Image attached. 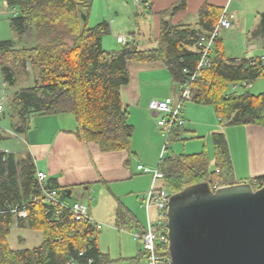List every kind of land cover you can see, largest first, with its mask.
<instances>
[{"label": "trees", "instance_id": "16d2710c", "mask_svg": "<svg viewBox=\"0 0 264 264\" xmlns=\"http://www.w3.org/2000/svg\"><path fill=\"white\" fill-rule=\"evenodd\" d=\"M186 2L177 0L170 16L185 9ZM5 5L17 10L10 18L13 39L0 42L2 80L14 89L3 111V118L10 119V130L25 135L33 116L70 114L77 124L72 133L80 142L95 143L104 153L126 151L130 155L134 127L121 98L122 88L130 81L128 63L160 62L178 87L196 72L203 53L202 40L211 34L223 11L206 3L199 11L196 26L163 19L156 46L151 49H140L133 33V41L125 45L117 41L122 46L108 50L103 43L111 33L110 23L89 26L92 0H5ZM249 37L260 40L264 47V13L259 14V23ZM222 45L218 38L210 64L192 83L191 101L213 107L223 127L264 128V93L254 95L248 90L239 93L231 89L235 84L252 83L262 77L264 60L228 59ZM184 132V126H176L166 140V153L157 167L163 174L161 188L176 194L200 183H208L213 190L236 184L225 134L219 131L212 135L213 159L207 150L169 153V144L181 139ZM7 138L8 133L0 129V142ZM36 172L35 160L29 153L0 152V264L110 263V256L99 246L100 231L89 222L74 220L69 208L75 202H66L71 197L66 188L48 178L44 189L57 190L66 207L58 209L43 202L44 189ZM263 182L264 177L251 184L257 190ZM24 206L28 216L19 219L12 210ZM116 217L118 227L129 225L131 212L120 204ZM15 226L42 232L41 244L33 249L12 248L8 237ZM146 229H138V233L144 234ZM142 252L146 257L143 248Z\"/></svg>", "mask_w": 264, "mask_h": 264}, {"label": "crops", "instance_id": "0c3cea01", "mask_svg": "<svg viewBox=\"0 0 264 264\" xmlns=\"http://www.w3.org/2000/svg\"><path fill=\"white\" fill-rule=\"evenodd\" d=\"M98 1L100 0H92V9L98 8ZM107 1L109 2L108 10L112 12V6L118 2ZM147 1L150 3L149 8L136 7L137 10L142 8L140 14L144 19V27L139 28L137 33L133 32L135 34L133 38L140 49H151L156 46L163 19L171 21L173 24L182 23L196 26L200 20L199 11L204 4L224 8L229 2V0H187L185 9L170 16L171 9L177 0ZM104 21H107L106 18L97 21V24ZM236 22L237 20H235ZM112 24H114V20ZM133 38L131 37L132 41ZM249 41V51L255 52L258 46L253 44L254 40H251L250 37ZM128 69L130 81L122 88L121 98L123 105L129 110V120L134 127L132 155L126 151L104 153L95 143L80 142L72 133L76 130L77 124L73 116V118L66 116L69 114L40 115L34 116L32 119L29 118V130L21 136L13 133L9 125L4 126L2 130L8 133V138L0 142V148L9 150L11 154L29 153L35 160L37 170L46 173L49 179H54L68 192L71 191V194H68L71 197L66 202L70 204L80 202L86 205L95 220L105 223L104 220L108 217H105L101 210L97 211L95 207L108 205L109 207L106 206L107 212H113L115 218L114 221L106 223L115 226L118 231L132 229L133 222L137 224H134L135 228L133 229L143 228L144 230L147 227V213L142 217L140 211L143 209L142 202L151 188L153 178L151 174L139 172L137 167L140 165L150 169L158 167L163 152V128L158 124L163 116H160L161 118L156 122L154 118L159 114L150 109V103L152 101H168L170 104H175L178 101L177 85L162 63L131 61L128 63ZM157 78L162 79L161 83L157 81ZM1 102L3 99H0ZM193 105H197L196 109L200 108L197 112L206 109L202 107H211L198 105L194 102ZM211 108L215 114L212 111L209 112L211 121L206 122L205 125L208 129L207 135L219 132V129L223 128L221 132L225 134L228 142L236 184L251 183L264 177V128L255 125H240L233 131L242 133V136L240 135L241 138L234 140V146H232L231 141L227 138V132L232 130L222 126L214 108ZM3 113L0 118L3 117ZM184 117L186 119L184 130L186 125L193 127L192 129L198 128L190 122V116L188 119L187 113L186 115L184 113ZM193 137H197L196 134ZM206 150L209 157L213 159L214 152L210 151L208 147ZM74 195L81 201L73 200ZM94 204H96L95 207ZM120 204H123L131 212V221L129 225L122 224L118 227L116 211ZM138 232L127 234L136 242L137 251L136 249L124 251L121 247L119 254L113 257L109 251L111 262L108 264H145L146 258H143L144 253L140 241L134 237V234Z\"/></svg>", "mask_w": 264, "mask_h": 264}, {"label": "rangeland", "instance_id": "374dc122", "mask_svg": "<svg viewBox=\"0 0 264 264\" xmlns=\"http://www.w3.org/2000/svg\"><path fill=\"white\" fill-rule=\"evenodd\" d=\"M118 3L115 6H112L113 11L110 12L108 10L109 2L107 0H100L97 3V7L91 10L89 26H95L98 22L102 21V19L106 18L107 21L110 22L111 33L104 38V47L108 50L119 49L122 45L117 43V37L122 36L126 37L129 42L132 41L131 34L133 32L137 33L139 28L144 27V19L140 14L142 8L137 10V6L135 5L133 0H115ZM230 11L233 12L236 16L237 22L234 25V28L228 31H223L220 33V38L222 39V47L225 53V56L228 59L233 58H256L264 56V47L260 40H254L253 44H256L258 47L255 49L256 51H249V32L252 31L258 24V13L264 12V0H231L230 1ZM17 10L8 8L5 5V0H0V42L6 40H12V31L10 27V18L16 13ZM141 16V17H140ZM114 20V24L112 21ZM141 43V42H140ZM141 45V44H140ZM142 47V46H141ZM143 49V48H142ZM29 71L34 74L32 68L29 67ZM158 82L161 83L162 79L157 78ZM162 87V86H161ZM233 90V86L231 87ZM248 90L254 95H259L264 93V75L252 82L250 86L243 87L240 84L237 85L235 91L241 93ZM14 89L8 88L4 85L1 75L0 69V99L5 101L11 93H13ZM234 91V90H233ZM178 92V91H177ZM7 103H4V107H6ZM197 105H193L192 101H187L184 107V113L190 116V122L194 123L198 128L192 129L189 125H186L185 132L181 135V139L178 141L172 142L169 144V153H174L176 155L182 154H194L202 151H206L207 147L210 151L214 152V145L212 140V133L207 135L206 124L211 121L210 114L213 109L211 107H202L206 108L202 112H197ZM213 112V111H212ZM214 113V112H213ZM215 114V113H214ZM38 116V115H36ZM72 117V115H66ZM162 115L160 114L158 117L154 119L159 120ZM34 118L31 117V119ZM73 118V117H72ZM214 118L216 116L214 115ZM207 122V123H206ZM200 125H199V124ZM10 119L7 117L0 118V129L2 127L8 126L10 127ZM204 125V126H203ZM33 127V125H32ZM239 126H230L232 131L227 132V138L231 141L232 146H234V140L236 141L238 138H241L242 133H238L235 130ZM226 128V129H227ZM190 129V130H189ZM219 131H223V128H220ZM197 137H193L194 134ZM226 133V132H225ZM241 135V136H240ZM162 146L166 145V137L162 133ZM152 170H156L157 167L151 168ZM215 170L214 164L211 166V171ZM152 175V174H151ZM163 185V181L159 180L157 183L158 188H161ZM167 189V188H165ZM168 190V189H167ZM169 191V190H168ZM170 192V191H169ZM171 193V192H170ZM172 194V193H171ZM173 195V194H172ZM74 199L81 201L80 199L73 196ZM96 198V197H95ZM93 201V200H92ZM91 201V202H92ZM84 202V201H83ZM96 204H94V207ZM108 205H101L95 207L97 211H102L105 217H108L105 221H114L113 212H107ZM109 207V206H108ZM142 211H140L141 216L143 214L146 216V211L144 208V204L142 202ZM94 208V209H95ZM151 218L153 221L158 219V210L153 208L150 211ZM141 220V218H140ZM99 222V221H98ZM102 223V222H100ZM104 224V228L100 231L99 234V246L102 252L105 254H110L112 257L118 255L120 248L124 251H133L136 249V242L133 238L127 234L135 233L139 231L138 229H125L118 231L115 226ZM43 240L42 232L35 231L29 228H18L13 227L10 235L8 237L9 245L14 249H33L36 246L40 245ZM141 248L143 247L140 242ZM110 255V257H111Z\"/></svg>", "mask_w": 264, "mask_h": 264}, {"label": "water", "instance_id": "95a60500", "mask_svg": "<svg viewBox=\"0 0 264 264\" xmlns=\"http://www.w3.org/2000/svg\"><path fill=\"white\" fill-rule=\"evenodd\" d=\"M167 217L173 264H264V185H191L171 196Z\"/></svg>", "mask_w": 264, "mask_h": 264}, {"label": "built area", "instance_id": "2783aa9c", "mask_svg": "<svg viewBox=\"0 0 264 264\" xmlns=\"http://www.w3.org/2000/svg\"><path fill=\"white\" fill-rule=\"evenodd\" d=\"M133 1L138 7H143L144 9L149 8L150 3L147 0ZM230 1L231 0H229V2L224 6L222 14L211 34L202 40L203 53L198 63L196 72L191 75L188 81L177 87L178 101L175 104H170L168 101H152L150 103V109L154 113L159 115L161 114L163 116L158 121V124L163 128V135L166 137V140L174 127L185 125L186 119L184 117V104L187 101L192 100V83L199 72L210 64L209 57L214 51L215 42L219 38L220 33L230 30L235 23L236 17L235 14L230 11ZM117 41L122 45L129 42L126 37L122 36H118ZM261 58L264 60V56ZM184 72L187 73L186 70ZM237 85L238 84L233 85V89H236ZM240 85L246 87L250 86L251 83H243ZM8 99L9 98L0 103V115L3 113L4 103H7ZM166 149L167 143L163 148L162 156L166 153ZM0 152L11 154V152L7 149L0 148ZM137 169L143 174H152L153 180L149 192L143 199L144 208L147 213V229L144 234L136 233L134 234V237L136 240L141 242L143 246L142 248L146 253L145 264H173L169 253V223L167 217L168 205L172 194L165 188H158V181L163 179V174L158 168L156 170H152L140 165ZM36 178L39 185L44 189V186L48 181L47 174L37 170ZM59 197L60 195L57 190L44 189V203L53 205L58 209L65 208L66 206L60 201ZM153 208L158 210V219L156 221H153L150 216V211ZM69 209L75 221L89 222L99 231L104 228V224L98 222L91 216L89 208L86 205L80 202H75ZM12 212L17 214V218L19 219H24L28 216V211L25 206L22 208H14ZM80 255H82V253H80Z\"/></svg>", "mask_w": 264, "mask_h": 264}]
</instances>
